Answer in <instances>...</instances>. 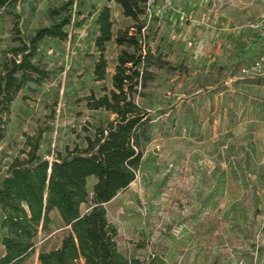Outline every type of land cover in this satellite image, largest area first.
<instances>
[{
	"label": "rangeland",
	"instance_id": "1",
	"mask_svg": "<svg viewBox=\"0 0 264 264\" xmlns=\"http://www.w3.org/2000/svg\"><path fill=\"white\" fill-rule=\"evenodd\" d=\"M73 2L66 41L45 40L33 62L49 72L27 84L11 107L0 143V175L24 158L25 135L42 130L38 154L51 161L84 148L114 117L86 108L110 87L119 49L107 45L105 82L93 81L95 19L109 6L113 30L133 22L115 0H21L0 9V67L13 24L25 34L50 24L46 12ZM148 44L174 67L159 72L141 103L156 118L136 180L107 206L117 245L142 264H264V75L247 76L264 36V0H149ZM80 12V16L78 14ZM87 186L91 196V183ZM82 205L81 211L90 207ZM35 239L36 254L66 233L55 211Z\"/></svg>",
	"mask_w": 264,
	"mask_h": 264
},
{
	"label": "trees",
	"instance_id": "2",
	"mask_svg": "<svg viewBox=\"0 0 264 264\" xmlns=\"http://www.w3.org/2000/svg\"><path fill=\"white\" fill-rule=\"evenodd\" d=\"M21 0H0V9ZM122 15L133 23L113 30L109 6H103L95 19L97 35L94 49L98 59L93 65V81L105 82L108 63L105 56L111 42L119 49L110 87L101 95L93 92L85 98L86 108L104 111L114 119L98 127L93 137L85 139V147L67 149L51 161L38 154L42 130L34 136L25 135L27 151L24 158H14L7 171L0 175V264H23L35 253V239L46 231L49 215L58 213L66 233L58 248L39 252V264H142L128 260L119 251L118 231L107 218L105 205L136 180L146 147L154 135L156 118L141 102L150 98V89L159 72L174 67L149 44L144 34L148 25L149 0H115ZM73 2L50 8L47 26L33 34L13 24L15 46L5 53L0 67V143L10 123L11 107L27 84L40 85L49 72L33 62L45 40L66 41L65 28L76 25ZM80 16V12H78ZM183 71V70H181ZM91 196L87 186L90 180ZM90 207L81 211L82 205Z\"/></svg>",
	"mask_w": 264,
	"mask_h": 264
},
{
	"label": "built area",
	"instance_id": "3",
	"mask_svg": "<svg viewBox=\"0 0 264 264\" xmlns=\"http://www.w3.org/2000/svg\"><path fill=\"white\" fill-rule=\"evenodd\" d=\"M247 76H260L264 75V37L259 54L255 60L251 63L249 68L242 70Z\"/></svg>",
	"mask_w": 264,
	"mask_h": 264
},
{
	"label": "crops",
	"instance_id": "4",
	"mask_svg": "<svg viewBox=\"0 0 264 264\" xmlns=\"http://www.w3.org/2000/svg\"><path fill=\"white\" fill-rule=\"evenodd\" d=\"M35 30H36V29H35ZM35 30H34V31H35ZM34 31H33V32H34ZM33 32H32V33H33ZM263 37H264V36H263ZM263 37H262V41H261L262 43H263ZM262 43H261V45H262ZM261 45H260V48H261ZM91 181H92L91 183L93 184V183H94V180L92 179ZM116 198H117V197H115L111 202H109L108 204L105 205L106 210H107V206H109V205H110V204H111ZM2 217H3V216H2L1 211H0V221H1V218H2ZM63 227H64V225H63ZM64 229H66V228L64 227ZM2 234H3V232L0 230V236H1ZM1 253H2V248H1V246H0V255H1ZM36 256H38V253L36 254Z\"/></svg>",
	"mask_w": 264,
	"mask_h": 264
}]
</instances>
